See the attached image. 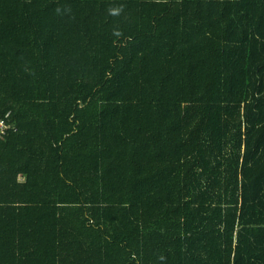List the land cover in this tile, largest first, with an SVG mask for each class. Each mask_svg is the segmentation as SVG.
Here are the masks:
<instances>
[{
  "label": "trees",
  "instance_id": "obj_1",
  "mask_svg": "<svg viewBox=\"0 0 264 264\" xmlns=\"http://www.w3.org/2000/svg\"><path fill=\"white\" fill-rule=\"evenodd\" d=\"M8 113L0 264H264V0H0Z\"/></svg>",
  "mask_w": 264,
  "mask_h": 264
},
{
  "label": "built area",
  "instance_id": "obj_2",
  "mask_svg": "<svg viewBox=\"0 0 264 264\" xmlns=\"http://www.w3.org/2000/svg\"><path fill=\"white\" fill-rule=\"evenodd\" d=\"M8 117H10V113H8L6 117L0 116V140L5 138V136L10 130H13L14 132L17 131V128H15L14 123L12 121H7Z\"/></svg>",
  "mask_w": 264,
  "mask_h": 264
},
{
  "label": "clouds",
  "instance_id": "obj_3",
  "mask_svg": "<svg viewBox=\"0 0 264 264\" xmlns=\"http://www.w3.org/2000/svg\"><path fill=\"white\" fill-rule=\"evenodd\" d=\"M57 11H59V9H57ZM120 11H122V8H111V9H109V12L111 15H118Z\"/></svg>",
  "mask_w": 264,
  "mask_h": 264
}]
</instances>
